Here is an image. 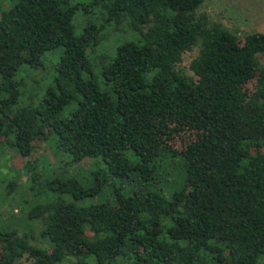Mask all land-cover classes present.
Segmentation results:
<instances>
[{"label":"trees","instance_id":"1","mask_svg":"<svg viewBox=\"0 0 264 264\" xmlns=\"http://www.w3.org/2000/svg\"><path fill=\"white\" fill-rule=\"evenodd\" d=\"M204 1L0 0V147L28 174L2 197L39 201L24 230L0 213V264H264V31ZM80 6L95 20L75 34ZM47 58L52 83H27ZM47 140L89 162L88 185L43 181Z\"/></svg>","mask_w":264,"mask_h":264},{"label":"rangeland","instance_id":"2","mask_svg":"<svg viewBox=\"0 0 264 264\" xmlns=\"http://www.w3.org/2000/svg\"><path fill=\"white\" fill-rule=\"evenodd\" d=\"M90 0H71L72 3H88ZM6 3V4H5ZM3 4L7 6L8 2L4 0ZM201 11H206L213 20L222 22L224 25L230 28H238L245 33L262 32L264 31V0H205L202 4ZM95 20L93 11H85L80 6L73 18V24L75 26V34H79L83 26L89 22ZM110 40L114 38V35L110 34ZM121 37V36H119ZM61 52V48L56 49V54ZM195 54L194 52H186L183 55L182 66L187 71L188 64ZM54 61L52 59L51 63ZM259 61L264 64V55L259 57ZM50 64V60L43 63V70L29 72L26 68L20 71V74L29 80H35L38 83H43V88L52 83V72L44 71L47 64ZM189 72V71H188ZM24 74H27L26 76ZM253 85H254V81ZM250 82L249 84H252ZM41 85V84H39ZM248 85V84H247ZM42 86V85H41ZM31 88V87H30ZM21 97V100L28 102L26 96ZM67 112V110H66ZM57 148L53 145L51 140L45 142H40L38 148L30 157V161L33 165H36L38 171L43 175V181L49 177H75L77 180L81 181L82 184L88 185L92 178L88 174L89 162L82 161L80 163H67L69 157L64 153L56 150ZM27 161L26 158H21L15 149L8 147H0V213L3 219H15L22 218L20 222V230L26 229L25 225V213L36 203H38V198L32 194L31 191H27V197L21 200L17 197L20 196L19 193L26 191V180L28 174L23 169V164ZM175 172V170H174ZM173 174V171H172ZM12 176L17 180L20 189L14 195V191L8 195L9 202L7 198L2 197L3 189L1 181H7ZM170 182L174 181L173 175H171ZM111 185V184H109ZM44 189V188H43ZM107 191L109 190L106 187ZM36 193V192H35ZM45 191L43 190V196H45ZM40 196V195H39ZM28 200V201H27ZM96 200V199H93ZM98 200V199H97ZM38 201V202H37ZM33 227L30 228L35 237L38 238V232L40 229V223L35 221ZM40 240L37 244H40ZM68 259L60 261L58 264H71ZM23 264H31L30 260H22Z\"/></svg>","mask_w":264,"mask_h":264}]
</instances>
